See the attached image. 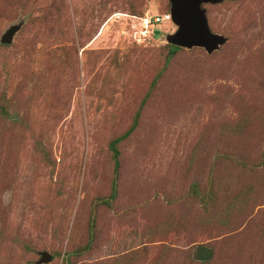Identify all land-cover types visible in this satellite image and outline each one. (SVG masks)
Returning <instances> with one entry per match:
<instances>
[{"label": "rangeland", "instance_id": "rangeland-1", "mask_svg": "<svg viewBox=\"0 0 264 264\" xmlns=\"http://www.w3.org/2000/svg\"><path fill=\"white\" fill-rule=\"evenodd\" d=\"M201 7L165 62L168 0H0V264H264V0Z\"/></svg>", "mask_w": 264, "mask_h": 264}, {"label": "water", "instance_id": "water-1", "mask_svg": "<svg viewBox=\"0 0 264 264\" xmlns=\"http://www.w3.org/2000/svg\"><path fill=\"white\" fill-rule=\"evenodd\" d=\"M220 1L222 0H168L170 21L176 28L165 36V40L177 47L201 46L207 53L215 50L225 38L210 31L201 4ZM13 31L14 28L7 29L0 37V42L8 43ZM39 254V262L50 260V255L46 251Z\"/></svg>", "mask_w": 264, "mask_h": 264}, {"label": "built area", "instance_id": "built-area-1", "mask_svg": "<svg viewBox=\"0 0 264 264\" xmlns=\"http://www.w3.org/2000/svg\"><path fill=\"white\" fill-rule=\"evenodd\" d=\"M140 19V24L135 28L134 26L132 29V38L137 41V39H150L154 35V30L152 29L153 25L161 23V21L168 20L170 21V16L168 10L164 13H155V14H148L144 12L142 16H138ZM137 38V39H136Z\"/></svg>", "mask_w": 264, "mask_h": 264}, {"label": "trees", "instance_id": "trees-1", "mask_svg": "<svg viewBox=\"0 0 264 264\" xmlns=\"http://www.w3.org/2000/svg\"><path fill=\"white\" fill-rule=\"evenodd\" d=\"M167 11V10H166ZM165 11V12H166ZM177 50V46H174V45H171L170 47H169V49H168V53H167V56H166V58H165V62H167V60L169 59V57L175 52ZM136 115V114H135ZM129 131V130H128ZM127 131V132H128ZM127 132H125L123 135H121V136H119L118 138H115V139H113V140H111L109 143H108V147H109V149L111 150V152H112V156H113V158H114V166L116 167V165H117V161H116V156H117V154H118V152H117V150H116V148H115V143L119 140V139H121L122 137H124L126 134H127Z\"/></svg>", "mask_w": 264, "mask_h": 264}]
</instances>
